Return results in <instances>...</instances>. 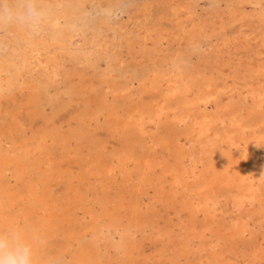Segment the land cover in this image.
Instances as JSON below:
<instances>
[{"label":"bare ground","instance_id":"6f19581e","mask_svg":"<svg viewBox=\"0 0 264 264\" xmlns=\"http://www.w3.org/2000/svg\"><path fill=\"white\" fill-rule=\"evenodd\" d=\"M46 1L43 24L36 12L18 28L27 35L55 33L52 42L61 48L71 34L64 26L75 23L84 5ZM200 1L165 0L161 15L137 33L136 104L120 110L118 101L129 102L133 87L120 84L114 72L100 76L115 100L107 109L114 133L131 132L139 145L124 144L108 155L99 143L101 151L85 154L65 145L64 135L62 152L47 154L52 136L44 129L14 141L8 154L0 147V232H19L30 242L35 264H57L51 244L58 236H64L60 264H264V0H218L209 11L199 8ZM141 8L143 18L152 3ZM164 42L196 53L197 64L181 67ZM27 57L13 52L6 69L0 67V108L16 85L38 94L63 72L56 55L26 69L34 56ZM64 158L80 162L79 171L65 168ZM8 174L14 185L2 182ZM82 177L92 195L87 205L74 187ZM64 183L71 184L63 198L54 185ZM71 207L84 211L82 223L70 219Z\"/></svg>","mask_w":264,"mask_h":264},{"label":"rangeland","instance_id":"374dc122","mask_svg":"<svg viewBox=\"0 0 264 264\" xmlns=\"http://www.w3.org/2000/svg\"><path fill=\"white\" fill-rule=\"evenodd\" d=\"M80 1L81 2L79 4L83 3L82 5H84V6L81 7V5H80V10L78 12H76L74 17H73V19H75V23H74L75 25L71 23L72 21H70L66 24L67 26H64L68 31H71L72 35L70 34L69 41L66 44H63L65 48L62 45L61 48L64 49V50H62L61 48H58L52 42L53 38L57 37V34L54 33V34H50V36L49 35H45V36L40 35L39 36V35H30L28 33L29 35H27L25 32H22L18 28V26H20L21 23L23 24V22L25 21L24 19H31V17H33L35 14H39L36 12H40V14L44 15L41 17V19H39L43 24L45 22L44 18L46 17V15H49L47 12V8L50 7L49 2H47L46 0H0V67H5V69H6V67L9 63L8 62L9 58H10V56L13 55V52H15L17 54H21L22 56H25V57H27L26 55H28L27 59H30L31 56H34V58L32 59L34 62L32 60H31V62H27L26 69L29 68L28 67L29 63L31 65H36L40 62L43 63L48 58H51L53 55H56V58L57 57L60 58V61H58L59 58H57L58 60L56 62V65L61 64L60 65L61 69H63V67H64L63 72L61 74L62 76L60 75L58 77L60 80L58 78L55 79L53 82L54 85L51 84L49 86V89H43L40 91L41 94L42 93H44V94L41 95L39 92H38V94H37V92L32 93L30 90H28L29 91L28 92L26 89L22 88L21 84H19V85L15 86L14 91L9 95V97H7V99L6 98L3 99L2 106L0 108V147H1L2 151L5 152L6 154L10 153L14 149V147H15L14 141L20 142V141H22L23 138H25L26 140H29L30 139L29 137H31L32 133H34V135H36L37 133H40L44 129H47L52 136L51 140H49L48 142H45V147H44L45 149L44 150L47 154H51V153L57 154L59 152H62L61 150H63V149L61 146L60 138L63 137L64 135H65L64 139L66 140L65 145H71L72 147H74L76 149L79 148V150H81L85 154L88 152H91L92 150L94 152L95 151H97V152L101 151L99 148L101 143H103V144L105 143L104 147H105V150L108 149L107 150L108 155L113 154L115 149H116L115 151H117L122 146H124V144L125 145H130V144L139 145V142H136L137 138L133 137L131 132H129V133L125 132V133L119 134V135L114 133V131H113L114 129L110 123L111 122L110 118L107 115V109H108L109 105L115 104V100H112L114 98H111L112 97L111 90L110 89L107 90L108 88L106 87L105 82L100 80V76L105 74L106 71L108 70L107 71L108 74H111L114 72L115 75H118V77H119L118 80H119L120 84H125V86L127 85V86L133 87L132 96L134 98L131 96V100H129V102L124 101V100L118 101L119 103L117 105H118L120 110H125L130 105L136 104V102L139 100V98L136 96L137 95L136 87L138 86V84L136 82L139 81V79H140L139 76L141 75L140 66L137 64L139 62L138 59H141L137 56L140 53V49H138L139 47L136 46V44H135L136 39L138 37L137 33L141 29L147 27L148 26L147 24H151L155 19H157L161 15V13H159V12H161L165 9V4H164L165 0H154L153 1L154 3L152 2V0H148V3H149V1L152 3V8L150 10L151 12H147L146 16H144L143 18L140 17L141 16L140 12L143 10V8H141V7H143L145 2L147 3V0H110V1L109 0H80ZM217 1L218 0H202V1H200L201 3H200L199 8L201 10L203 9L204 11H209L212 7H216L218 5ZM41 3H43V4H41ZM84 3H86V4H84ZM45 4H46V6H44ZM29 7L32 9L31 16L26 14V9ZM221 7H223V5ZM137 10L138 11L140 10V11L138 12ZM134 12L135 13L137 12L136 14L138 16ZM133 13L137 17H139V20L136 16H134L135 18L133 17V15H134ZM156 14H158V15H156ZM130 16H131V19L129 21ZM11 19H12V21H11ZM79 21L81 23H79ZM142 21L146 24L144 25ZM19 22H21V23H19ZM118 22H120L121 24ZM141 25H144V26H141ZM119 26H121V27H119ZM127 26H129V27H127ZM137 26H139V27H137ZM133 28L135 29V31ZM73 29L75 30V32ZM131 29H133V30H131ZM126 30H128L129 33H128V31L126 32ZM79 31H80V33H78ZM126 33H128L129 36ZM26 36H27V38H26ZM126 36H128V37H126ZM23 37L25 39H28V38H30V39L25 40V39H23ZM121 38H122V40H121ZM33 40H35V41L33 42ZM37 40L39 41L38 43H37ZM123 40H125V41H123ZM47 41H48V43H47ZM128 42H130V44ZM131 43L132 44L134 43L135 45H132ZM46 44H48V45H46ZM98 44H100L101 46ZM27 45H28V47H27ZM53 45H54V47L52 48ZM31 46H32V48H30ZM164 46H165V48H164ZM132 47L134 48V51L132 50L133 49ZM168 47L172 48L171 49L172 53L174 52L172 55L173 61H176L177 64L180 63L178 65H180L181 67L184 68L186 66H192V65L195 66L197 64L196 63V53L190 52L191 53L190 54V53H188V51L186 52L185 50L180 49V47L178 46L177 43H174L173 46H171L170 43L168 44V42H164L163 48L165 50L163 48L162 49L165 52H168ZM34 48H38V49H34ZM103 48H104V50H103ZM106 48L108 50H106ZM129 48H131V49H129ZM175 48L178 50H175ZM30 49H31V51H30ZM48 49H50V51ZM37 50L40 51L39 54L37 53ZM27 51L30 53H28ZM45 51L47 53H45ZM66 51H69V52H66ZM181 51H182V53H181ZM183 51L185 52L186 55L183 53ZM32 52L34 53V55H32L33 54ZM62 53H64V55H62ZM88 53H89V56H88ZM49 54H51V57L49 56ZM37 55H39V56H37ZM46 56H49V57H47V59H46ZM87 57H88V59H87ZM37 58H39L40 61L36 60ZM117 58H118V60H117ZM120 58L124 61H123V63L120 62V66L122 64V66H121L122 71L119 72L117 69L119 68L118 67V65H119L118 61L120 60ZM64 60H66V61L64 62ZM79 61H81V62H79ZM84 61L88 62L87 65L88 66L90 65L89 66L90 70L89 69L87 70L88 66L86 64H83ZM173 61H172V63H174ZM124 63H126L128 65H126ZM2 65H6V66H2ZM107 65H109V66H107ZM61 66H63V67H61ZM67 68H69V69L71 68V70H68ZM65 69H67L66 70L67 73L65 72ZM109 70L111 72H109ZM115 70H116V72H115ZM123 71H125V72H123ZM72 72H74V73H72ZM81 73L84 75V77ZM116 73H118V74H116ZM72 74H75L74 77L72 76ZM97 74L99 76H97ZM60 77H62V78H60ZM86 77H87V79H86ZM93 77H94V80H93ZM1 78L3 79L4 77H1ZM67 78H68V80H67ZM82 78L84 80L83 82H82ZM56 80H58L59 82ZM51 86H52V88H51ZM92 87H94V88H92ZM102 88H103V90H102ZM50 92H52V93H50ZM106 92H108V93H106ZM67 94H69V95H67ZM55 95H56V97H55ZM8 98H9V100H8ZM91 99H92V101H91ZM140 100L144 104L147 101V95H144L143 98H141ZM57 106H59V107L57 108ZM83 107L86 109H84ZM121 107H122V109H121ZM78 112H80V114ZM77 115L79 118L77 117ZM49 117H50V119H49ZM104 117L106 118V120ZM81 119H82L83 123H80V122H82V121H80ZM88 119H90L92 122L91 121L89 122ZM84 120L86 123L84 122ZM87 120L91 124V127H89L90 124L87 123ZM47 122L48 123L50 122V123L48 124ZM68 127H70V129ZM92 128H94L95 131ZM96 131H97V133H96ZM106 131H108V133ZM75 132L78 135H74ZM30 133H31V135H30ZM101 137L104 139H102ZM118 137H119V139H118ZM97 138H99V139H97ZM98 140H100V141H98ZM74 143H75V145H74ZM94 143H95V145H94ZM56 145H57V147H56ZM6 146H9L10 148L6 147ZM89 146L91 149L89 148ZM113 146L115 148H112ZM94 147H95V150H94ZM89 149H90V151H89ZM62 164L65 168H69V170H72V171H77V170L79 171V168H80V162L74 160V158H71V159L64 158L62 160ZM135 171H136L135 169L132 170V172H135ZM80 179L81 178L77 179L74 182L75 185L74 184L73 185L75 188L76 187L78 188L79 193L82 194V192H84L82 194L83 198L80 201V203H85V205H87L86 202L90 201L92 199L91 198L92 195H91L90 190L87 189L86 186L84 185V180H83L84 178L82 177V180H80ZM14 181H15L14 179L11 180V175L8 174L7 179L6 180L4 179L2 182L5 184H8V182H9L10 184L12 183L14 185V183L16 182V181L15 182ZM70 184L69 183H64L62 185H56L55 184L54 186H55V189L57 190V193L59 192L61 197L64 195L63 196V198H64V197H66V195H65L66 190L65 189ZM65 185H67V186H65ZM82 188H83V190H82ZM85 193H86V195H84ZM87 193H88V195H87ZM69 208H70V206H69ZM71 213H73V216H71V218H70L72 221H74V222L79 221L78 223H82L83 216L85 215L83 210H77L76 208L71 207ZM68 226L69 225L65 223V229H67L66 227H68ZM29 228H32V223L29 224ZM58 237L51 244V250L53 253L56 252L55 253L56 256L54 255V258H56V259L53 258V261L57 264H60L62 262V259H63V261L65 259L62 248L59 247L62 245L61 242H63L64 236H60L59 237L60 239ZM92 239L93 238L91 236H89V239L86 241L89 243H93L94 241ZM101 243L103 244V247H102L103 248L102 252H103V251H105L106 244L103 241ZM53 247H56V248H53ZM110 252L112 253V250H110Z\"/></svg>","mask_w":264,"mask_h":264},{"label":"clouds","instance_id":"9594fccd","mask_svg":"<svg viewBox=\"0 0 264 264\" xmlns=\"http://www.w3.org/2000/svg\"><path fill=\"white\" fill-rule=\"evenodd\" d=\"M31 15L32 9H26ZM36 255L30 242L19 232H0V264H35Z\"/></svg>","mask_w":264,"mask_h":264}]
</instances>
